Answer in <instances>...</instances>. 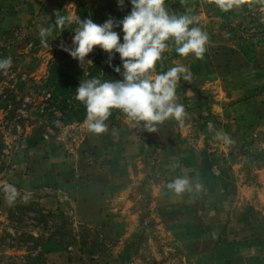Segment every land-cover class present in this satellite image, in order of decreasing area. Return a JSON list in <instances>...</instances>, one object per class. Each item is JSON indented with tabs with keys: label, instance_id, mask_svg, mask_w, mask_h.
Here are the masks:
<instances>
[{
	"label": "rangeland",
	"instance_id": "374dc122",
	"mask_svg": "<svg viewBox=\"0 0 264 264\" xmlns=\"http://www.w3.org/2000/svg\"><path fill=\"white\" fill-rule=\"evenodd\" d=\"M77 2L46 0L50 19L39 18L36 8L23 24L0 34V50L13 58L0 72V264H264V0H239L228 11L215 0H166L170 11L198 16L209 36L202 58L181 57L170 43L163 67L157 65L158 71L175 63L189 68L191 80L177 88L188 115L183 125L169 119L156 132L133 121L131 136L138 141L128 148L130 175L123 157L113 156L117 178L132 177L131 185L123 196L115 192L118 203L100 208L108 213L94 223L78 217L76 201L85 194L83 181L108 179L111 159L79 146L81 130L73 120L86 108L75 90L85 79H109L96 74L109 67L108 53L95 47L99 52L88 58L93 63L85 64L84 78L67 75L79 62L62 45L72 46L76 25L56 26L55 13L99 24L123 19L131 4ZM41 26L52 27L47 46ZM29 27L31 33L24 31ZM30 50L49 52L44 62L33 59L40 74L23 66ZM111 65H121L119 54ZM240 102L248 106L231 108ZM176 176H187L193 190L168 189ZM5 184L18 190L11 205ZM125 206L135 215L132 236L117 217ZM130 239L131 250L125 247Z\"/></svg>",
	"mask_w": 264,
	"mask_h": 264
},
{
	"label": "clouds",
	"instance_id": "9594fccd",
	"mask_svg": "<svg viewBox=\"0 0 264 264\" xmlns=\"http://www.w3.org/2000/svg\"><path fill=\"white\" fill-rule=\"evenodd\" d=\"M129 3L131 10L123 19L109 18L99 24L90 17L55 13L56 26L63 28L75 23L72 46L62 48L82 67L92 65V60L85 58L95 47L108 53L110 67L114 54H119L121 65L114 66V71L120 79L89 78L82 80L75 90L76 99L86 108L87 128L95 134L106 131L105 121L113 109L120 110L148 132H156L158 125L169 119L183 125L188 113L177 102V88L181 80H191L192 74L182 63H175L166 71H158L157 65L163 67V54L170 43L181 57L191 55L199 59L209 41L208 34L198 26V16L170 11L166 0H129ZM215 3L219 9L228 11L238 6L239 0H215ZM123 4L124 0H118L119 6ZM116 27L120 32L114 30ZM39 36L47 46L48 37L53 36L52 27H39ZM11 63L10 57H0V72H6ZM224 140L228 141L226 135ZM167 188L176 194L193 190L187 176L174 177ZM195 188L199 190L201 185L196 183ZM3 192L10 205L16 201L18 190L14 185L5 184Z\"/></svg>",
	"mask_w": 264,
	"mask_h": 264
},
{
	"label": "crops",
	"instance_id": "0c3cea01",
	"mask_svg": "<svg viewBox=\"0 0 264 264\" xmlns=\"http://www.w3.org/2000/svg\"><path fill=\"white\" fill-rule=\"evenodd\" d=\"M77 3H80L81 0H77ZM106 1V0H105ZM115 4L118 0H113ZM125 1V0H124ZM109 4V2H107ZM127 4V1H126ZM63 7H66L67 9V2L62 4ZM36 8L40 10L39 18L45 19L52 16L50 15V5L46 4V0H0V34L2 35L4 32L8 30V28H14L15 26L23 24L22 21L24 19H28L30 17V13H33V11H36ZM75 12V9H74ZM67 15V14H66ZM21 21V22H20ZM27 33H31V29L29 27ZM72 38V37H71ZM30 41V40H29ZM70 42H72V39H70ZM19 49V47H17ZM15 52V50L12 52V54ZM18 52V51H16ZM27 55L25 56V61L23 60V66L26 65L31 69V72L36 74L41 72L42 68L41 66H36V62L33 63V59H42L44 62L46 59V56L49 55V52L47 53L44 50L39 51H26ZM98 50L94 48L93 52L90 53L85 59L88 58H94L96 54H98ZM17 54V53H15ZM8 53L5 51L0 50V57H8ZM13 57H17L16 55H13ZM11 58V61L13 62V58ZM109 59V58H108ZM33 63V65H31ZM109 64V62H107ZM32 66V67H30ZM87 66L83 65H77L70 67L65 72L67 75H76L77 79H83L84 75L87 73ZM103 67L97 68L96 74L99 75V72L105 73L106 77L110 79L112 77V71L113 73L114 68L107 67V69ZM90 72H94V69H90ZM95 74V73H94ZM105 77V78H106ZM43 82L46 83L48 79L46 77H42ZM254 103V101H252ZM77 105V104H76ZM207 105V104H206ZM255 106H257V102L254 103ZM248 104L246 103H238L235 106L231 107L233 109H238L239 107H246ZM238 107V108H237ZM85 108H83L84 110ZM86 113L84 116H82L79 119L73 120L76 124L78 130L81 132L78 135V140L80 141L79 146L81 148H85V146L92 147L95 149L97 153L100 154H108L106 158L111 159L109 162V168L110 170V176L107 180H101L98 179L95 181V179L91 180H85L81 184L83 185V188L85 190V194H83V197L77 199L76 203V210L78 213V217L82 218L83 220L89 222H96L102 220L104 217H106V214L108 212H104L100 208L103 209L104 206H107V203H110L111 206H114L118 203L119 197L115 195V192H120V195H125L127 192V188L131 185V178L132 177H119L120 174L118 173L119 167H115V157L114 154L120 155L123 157L121 161H124L123 163V170L129 171V175L131 174V168L126 167V159L127 156L130 155L131 149H128L129 147L132 148V141H138V139H132V131H131V125L133 123L132 120L126 117L124 113H122L118 109H113L111 112V115L109 116L108 120L105 121L107 128L104 133L101 134H95L88 130L87 125L85 123ZM125 148V151L129 150L128 154L126 155V152L121 154L119 152L121 148ZM114 169V170H113ZM121 189V190H120ZM122 195V196H123ZM113 197V198H110ZM118 197V198H117ZM75 210V212H76ZM82 212V214H81ZM121 215L122 218L125 220V224L127 225L125 229L128 231L126 232L127 235L131 233V236L134 235L135 231V215L131 214L127 209L126 206L120 210L117 213V217ZM97 217L96 220L92 219L91 217ZM129 224V227H128ZM132 239V237H131ZM131 239L126 243L125 247H129V250H131Z\"/></svg>",
	"mask_w": 264,
	"mask_h": 264
}]
</instances>
